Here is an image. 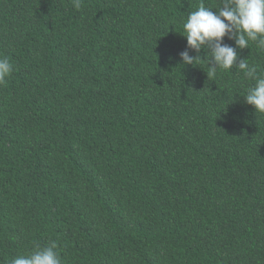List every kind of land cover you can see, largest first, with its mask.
Wrapping results in <instances>:
<instances>
[{
    "label": "trees",
    "instance_id": "obj_1",
    "mask_svg": "<svg viewBox=\"0 0 264 264\" xmlns=\"http://www.w3.org/2000/svg\"><path fill=\"white\" fill-rule=\"evenodd\" d=\"M200 3L0 0V264H264V114L207 49L183 65Z\"/></svg>",
    "mask_w": 264,
    "mask_h": 264
},
{
    "label": "clouds",
    "instance_id": "obj_2",
    "mask_svg": "<svg viewBox=\"0 0 264 264\" xmlns=\"http://www.w3.org/2000/svg\"><path fill=\"white\" fill-rule=\"evenodd\" d=\"M72 3L80 10L83 0H72ZM183 29L187 40V49L179 53L183 65H193L201 59L192 57L189 49L197 53L207 49L211 58H207L206 63L211 74L214 75L218 69L228 71L236 67L246 78L255 81V86L248 89L244 99L256 113L264 114V75L257 67L250 66L248 59H240L237 53V49L249 48L250 42L264 49V0H220L215 11L201 0L198 10L187 14ZM226 37L234 40L236 47L225 43ZM12 72L10 59L0 55V87L7 83ZM57 247L54 241L48 246H36L7 264H62Z\"/></svg>",
    "mask_w": 264,
    "mask_h": 264
}]
</instances>
